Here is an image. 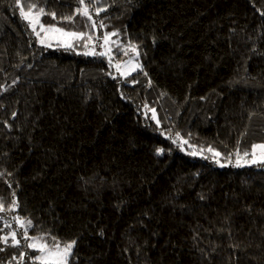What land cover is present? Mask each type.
Returning a JSON list of instances; mask_svg holds the SVG:
<instances>
[{
    "label": "trees",
    "instance_id": "16d2710c",
    "mask_svg": "<svg viewBox=\"0 0 264 264\" xmlns=\"http://www.w3.org/2000/svg\"><path fill=\"white\" fill-rule=\"evenodd\" d=\"M30 3L90 34L87 5L117 33L112 60L142 67L122 77L106 56L39 45ZM84 5L0 0V237L20 217L30 237L76 240L69 264H264V166L243 163L264 144V0ZM17 239L0 264H35Z\"/></svg>",
    "mask_w": 264,
    "mask_h": 264
},
{
    "label": "snow or ice",
    "instance_id": "6c2138e0",
    "mask_svg": "<svg viewBox=\"0 0 264 264\" xmlns=\"http://www.w3.org/2000/svg\"><path fill=\"white\" fill-rule=\"evenodd\" d=\"M17 3H19V0H17ZM79 3L81 5H84V0H79ZM37 6L34 3L28 4V11L26 12L24 10V7L21 5L19 8L20 15L23 17L25 20H27L35 33V35L39 39V43L42 45H46L47 47H51V44L48 43V40L51 38V34L53 33H58L61 36L64 37H73L77 41L84 40V47L89 46V42L91 41L92 37L89 36L85 32H65L62 28H56L54 26H49L45 27L43 23H41V16L45 14L44 8H39L38 11L33 14L32 10L35 9ZM95 7V5H93ZM95 11L97 14L101 11H105L104 8H95ZM76 12L84 17L87 18L88 21H90V27L93 29L96 27V21L92 19L91 14L89 13V9L87 5H84L83 8H77ZM48 15L52 16L53 19L56 18V14L53 13H48ZM63 19L67 21H71L73 19L72 16H65ZM101 26H103V21L100 22ZM39 26L40 31H37L36 28ZM41 32H43V35H41ZM110 35H117V33H109L104 35L103 40L104 44L107 45L109 41V36ZM86 38V39H85ZM66 47H71V44H66ZM132 53H134L136 56H139L138 52V45L136 44H130L129 45ZM125 55L128 54L126 51L124 53ZM85 55H100V56H105L107 55V52H100L97 53L94 48L90 52H86ZM111 59V57H109ZM131 63V62H129ZM116 67L119 69L120 65L117 64ZM141 65L136 64L131 68V71H136L138 68H140ZM125 75H128L129 73L125 72ZM145 75H147L145 73ZM154 111V110H153ZM13 116H15V113H13ZM159 123V121H157ZM179 136V134H177ZM182 139V138H181ZM184 143H187V141H184ZM253 151L251 153V159H243L244 164H257V165H262L264 166V144H257L252 146ZM256 149H260L259 155L256 153ZM164 150L163 149H158L157 154L162 153ZM209 152L213 153V158L215 159L216 157L220 156L219 152H216L214 149L209 148ZM199 153H192V155H197ZM244 157H248L249 153L246 151L244 152ZM230 159V158H229ZM242 158L239 156V152L237 153V165L236 166H242L240 164V160ZM217 163L219 161L217 160ZM223 167V165H221ZM18 207V203L13 200L11 207L7 209L8 211H11L13 209H16ZM4 207L2 204H0V211H4ZM16 219L20 222L21 227L24 228L23 232V239L25 240L26 247L29 249L34 250V252H38L39 255H35L34 259L36 261H39V264H69L70 258H73V248L75 247L76 240H71L67 242L61 243L59 240H57L56 237H51V243H49L44 236H28L27 234V227H25V223L28 226L32 225V221L28 219L27 221L21 220L20 217H16ZM0 241H2L4 244H9V236H3L0 237ZM28 241H31L30 243ZM20 245V240L17 239L16 232H11V246L16 247Z\"/></svg>",
    "mask_w": 264,
    "mask_h": 264
},
{
    "label": "rangeland",
    "instance_id": "374dc122",
    "mask_svg": "<svg viewBox=\"0 0 264 264\" xmlns=\"http://www.w3.org/2000/svg\"><path fill=\"white\" fill-rule=\"evenodd\" d=\"M25 9V8H24ZM25 11L27 12L28 11V9H25ZM36 11H38V10H36ZM35 10H32V12H33V14H35V12H36ZM41 23H43L44 24V22H43V20H42V16H41ZM44 26L47 28V27H49L48 25H46V24H44ZM100 25L97 23L96 24V27L93 29L92 28V31H91V33L90 34H88L89 36H91L92 37V39H91V41L89 42V46L86 48V47H84L83 46V44H84V40H80V41H77L75 38H73V37H64V36H61L60 34H58V33H53V34H51V38L48 40V43H50L51 44V47H47L46 45H42V44H40L39 43V39H38V37L35 35V33H34V36H35V38H36V42L39 44V45H41V46H44V47H46V48H63V49H70V50H72L75 54H77V55H79V56H83V57H85V58H90V57H97V56H100V55H85V53L86 52H90V51H92L93 50V48H94V50L97 52V53H100V52H107V55H105L107 58H109V57H111V55H110V46H111V39H110V37H111V35L109 36V41H108V44L107 45H105L104 44V40H103V37H104V35H102V33L100 32V27H99ZM31 27V26H30ZM54 27H56V28H59V27H57V26H54ZM32 29V28H31ZM36 30L37 31H40V28H39V26H37V28H36ZM33 31V30H32ZM65 32H68V31H65ZM41 35H43V32H41ZM112 39H117V37L115 36V35H112V37H111ZM86 39V38H85ZM115 41V40H114ZM77 43H79L80 44V48H77L76 47V44ZM66 44H71V47H66L65 45ZM113 63H114V65L116 66L117 64H119L120 65V68L118 69L117 67H115V69H116V71L118 72V75L119 76H122V77H125V76H127V75H125L124 73L125 72H127V73H132L133 71H131V68L133 67V66H135L136 64H139V65H141V67H142V64L138 61V60H136L135 59V56L133 55V57L131 58V59H128L127 61H119V60H116V61H114V60H112V57H111V59H110ZM129 62H131V63H129ZM140 67V68H141ZM139 69V68H138ZM128 74V75H129ZM156 121H159V123H158V125H159V127H161L163 130H165L166 129V127L167 126H163L162 125V123H161V118L160 117H156V119H155ZM260 149H256V153H257V155H259V153H260ZM252 157L250 156V158H248L249 160L251 159ZM221 165H223V167H229V166H231V165H237V163L236 164H229V163H227V164H223V163H220V166ZM249 165H251V164H249ZM222 167V166H221ZM22 220V219H21ZM25 227H27L26 226V224H25ZM6 228L7 227H5L4 226V228H3V230H6ZM20 228V230H18ZM16 232V235L18 236V233L20 234V237H22V239H23V232H24V228L23 227H21V224H20V222L18 221V225L16 226V227H14V229H11L10 230V232L8 233V234H5V236L7 235V236H9V237H11V232ZM5 233V232H4ZM27 234H28V236H30V233L27 231ZM37 263H39V261H36L35 262V264H37Z\"/></svg>",
    "mask_w": 264,
    "mask_h": 264
}]
</instances>
